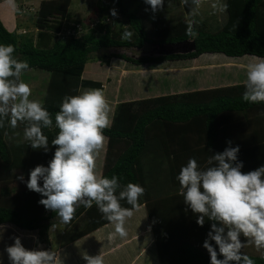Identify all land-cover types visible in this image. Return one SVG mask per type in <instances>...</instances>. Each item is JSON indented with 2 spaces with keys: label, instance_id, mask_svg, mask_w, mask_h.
<instances>
[{
  "label": "trees",
  "instance_id": "obj_1",
  "mask_svg": "<svg viewBox=\"0 0 264 264\" xmlns=\"http://www.w3.org/2000/svg\"><path fill=\"white\" fill-rule=\"evenodd\" d=\"M109 1L114 3L116 10L129 25L128 32L132 38L128 41L117 39L111 27L103 24L91 28L81 38L73 37L67 41L57 39L65 20L75 22L69 19L72 0H43L35 22L38 29L36 40L31 35L10 32L0 19V44L13 45L17 59L26 60L30 70L50 74L44 106L52 114L53 121L65 96L78 95L82 87H101L97 83L84 81L82 75L93 55L105 49L142 50L147 45L195 42V51L186 54L166 53L139 58L126 54L97 56L101 61L119 59L135 69H156L208 55H220L227 59L245 56L264 58V0H226L228 19L216 31L207 29L205 24L197 28L187 20L173 22L165 21L162 17L174 4L192 0H164L163 9L156 13L151 11L144 0ZM141 9L146 14L145 20ZM101 10L107 13L109 7L102 6ZM160 22H164V25L158 26ZM149 26L154 27L152 32ZM200 84L195 80L189 87L190 91L183 94L120 103L116 107L112 126L104 130L109 143L102 177L111 178L116 175L122 185L131 182L144 188L140 206L145 203L148 205L150 220L154 227H159L155 234V247L160 264H210L209 253L202 247L209 231V222L203 227L198 226L196 216L193 213L191 216L187 214L183 197L178 195L180 185L176 176L189 158L197 156V148L218 151L219 138L228 136L227 129L235 121L243 116L249 118L250 114L264 116L261 115L264 113V103L252 104L242 100L244 84L199 90ZM14 129V138L18 140L10 143L8 138ZM57 131L44 130L49 142ZM20 132L21 135L5 118L4 127H0V183L3 180L8 182L16 171L28 176L35 166H47L52 159L55 146L48 153L33 150L28 141H20L24 131ZM187 138H193L194 142L190 143ZM223 144L228 146L227 142ZM208 158L209 155H204L196 160L202 166L204 162L207 164ZM238 159L243 161L244 172L264 164V135L257 139V143L241 148ZM10 184L0 189L1 196L9 198L19 192L17 188H11ZM23 194L24 200L20 198L17 205L0 203V226L9 225L22 231L45 235L58 216L53 211L47 214L45 207L39 204L42 199L40 194L28 188ZM163 196L166 201L158 203L156 198ZM121 205L131 207L124 201H121ZM155 209H158L159 216L166 214V226H159L161 222L154 214ZM182 222L189 223L193 233L186 231ZM109 224L111 222L103 218L95 205L91 208L81 205L76 209L73 219L67 223L75 232L70 242ZM164 228H168L167 232ZM255 252L245 254L255 264H264V249Z\"/></svg>",
  "mask_w": 264,
  "mask_h": 264
},
{
  "label": "clouds",
  "instance_id": "obj_2",
  "mask_svg": "<svg viewBox=\"0 0 264 264\" xmlns=\"http://www.w3.org/2000/svg\"><path fill=\"white\" fill-rule=\"evenodd\" d=\"M144 3L153 13L164 6V0ZM110 14L115 17L118 13L112 8ZM108 19L97 21L91 28L108 24ZM88 32L85 28V34ZM130 37V32L123 35L124 39ZM15 51L11 44H0V127H4L5 118L12 128L18 122L26 123L24 138L33 150L48 153L55 146L47 166L37 165L30 170L26 187L40 194L39 204L55 212L65 224L73 219L79 206L95 205L104 219L114 223L115 232L121 238L127 237L126 220L139 208L145 190L138 183L122 185L118 176L102 177L96 172L97 154L107 139L104 130L110 126L103 91L93 89L65 96L54 122L42 100L30 99L31 88L21 79L30 66L26 60L17 59ZM246 69L242 100L264 103V58L248 63ZM45 129L58 130L51 142ZM227 145L222 152L212 153L205 167L189 158L176 176L178 194L199 226L209 222L202 247L209 253L210 264H255L243 249L249 244L264 249V164L242 171L239 145L232 146L231 141ZM18 179L24 182L23 175ZM121 201L131 207H122ZM12 239L13 243L4 249L9 264H56V252L28 249L20 237ZM84 258L87 264H103L100 255ZM0 264H4L2 258Z\"/></svg>",
  "mask_w": 264,
  "mask_h": 264
},
{
  "label": "crops",
  "instance_id": "obj_3",
  "mask_svg": "<svg viewBox=\"0 0 264 264\" xmlns=\"http://www.w3.org/2000/svg\"><path fill=\"white\" fill-rule=\"evenodd\" d=\"M16 1L17 0H0V19L10 32L19 33L20 27L19 24H17V14L18 11H21L25 1L20 0L19 5L15 7L14 4L16 5ZM105 5L109 7V10L113 7L109 5V3L103 4L102 6ZM107 13H109V11ZM70 15L71 14H69V18L72 19ZM154 46L157 45H153V47ZM158 47L161 48V46ZM257 60L258 58L252 56L227 59L220 55H208L207 57L202 56L193 61L167 65L156 69H135L126 64V62L116 58L106 59L105 61H101L97 58L93 60L92 63L89 64L88 62L86 64L82 79L101 85L98 89L103 91L109 106L108 118L110 121L109 127H111L116 107L120 103L187 93L191 89L189 88L191 83H194L195 80L196 82H201L200 88H198L199 90L245 84L246 65L248 63L257 62ZM168 77L175 82H165L163 86L162 80ZM178 78L184 81V83L175 85ZM156 83H158V86L154 87L153 85ZM123 88L126 89L125 93H123ZM90 90H93V88L82 87L79 90V94ZM25 124L26 123H24V125ZM18 128L22 129L21 126H18ZM227 130L228 136L219 138L218 151H208L205 147L197 149L194 147L197 151V156L195 157L193 155L192 158L196 159L204 155L205 157L206 155L210 157L212 153L222 152L226 147L223 142L227 141H231L232 146L239 145L240 149L257 143V139H260L261 136L264 135V116L259 117L258 114H250L249 118L243 116L239 121H235ZM187 139L190 143L194 142L193 138ZM108 143L109 140L106 139L104 147L98 152L96 158V172L100 176L103 174ZM199 151H201V153H198ZM205 166H207V164L204 162L202 167ZM179 196L182 197L181 195ZM4 199L9 198L4 197ZM156 201H158V203H163L166 201L165 196L156 198ZM2 203L17 205L18 202L17 200H4ZM183 205L187 214L191 216V210H186L187 206L184 202ZM141 209H146L147 216L143 213H136ZM49 211L51 210H47V214ZM154 214L157 220L161 222L159 226L161 224L166 226L165 220H167V218H164L166 214L162 213L161 216H159L158 209H155ZM181 225L186 231L193 233V229L189 226V223L186 224L182 222ZM125 227L128 232L125 238H121L119 234L115 232V225L111 223L75 242H70L72 236L67 240L66 237L64 238V235L62 238L61 236L58 238V236L55 235V237H53L55 239L53 244L51 239L53 227H50L45 235H41L39 232L22 231L9 225L0 226V230H2L0 233H4L3 235L0 234V236H2V238H0V258L3 259L4 264H9L7 253L4 249L7 245L13 243V241H11L13 237L18 236L28 249L37 248L41 241H44L43 243L45 245L50 246L51 250L57 253L56 264H87L84 257H94L96 255H100L103 258V264H160L159 258L158 260L156 259L157 254L151 253L155 247V234L158 232L159 227H154L152 224L148 205H146V203L139 206V208L134 211L133 216L126 220ZM167 229L168 228H164L165 232H167ZM57 241L59 242L58 244H56ZM74 246L75 248H73ZM124 254H128L129 256H125ZM148 257L150 260H148ZM144 259L145 261H142Z\"/></svg>",
  "mask_w": 264,
  "mask_h": 264
},
{
  "label": "rangeland",
  "instance_id": "obj_4",
  "mask_svg": "<svg viewBox=\"0 0 264 264\" xmlns=\"http://www.w3.org/2000/svg\"><path fill=\"white\" fill-rule=\"evenodd\" d=\"M24 1H25V4L22 5L23 7L21 11L20 12L18 11V14H17V24H19V27H20L19 33L24 34V35H31L33 36V39L36 40L37 38L36 34L38 32V29H36L35 27V22L37 20V15L40 10L41 2L43 0H24ZM19 2L20 0H17L16 5L14 4V6L15 7L18 6ZM107 3L113 6L111 7V9L112 8L116 9L114 3L110 2L109 0H72V4L69 9V14H71L70 16L72 17L73 20L80 22L82 26L86 28L87 32L88 30L91 29L92 25L97 24V21H103L104 19L109 18L108 24L105 23V25L111 27V30L113 31L117 39L128 41L129 39L132 38V35L128 39L123 38L124 33L128 32V28H129V25L127 21L125 20V18H123L119 14L118 11H117L118 13L117 16L115 17L110 14V10H109V13H106V12L102 13L101 7L103 4H107ZM141 14L144 16L143 19L145 20L146 14L144 12V9H141ZM162 17L165 19V21L171 20L173 22H178L180 20H187L193 26L197 28L201 24H205L207 29L216 31L218 29H221L225 25L228 19V14L226 10V0H192L189 2H185V3L174 4L172 6V9L168 13L162 14ZM163 25H164V22H160L158 26H163ZM153 28L154 27L152 26L148 27L150 32H152ZM186 48L187 46L185 47L174 46V47H164L161 49L160 47H157V46L153 47L152 45H147L142 50H138L134 48L105 49L101 51V53L99 54H94L92 59L89 61V64L92 63L93 60H96L98 58L97 56H106L112 53L113 54H126L127 56H130V57L139 58L144 55L158 56V55H162L163 53L165 54V53H170L173 51H176V52L182 51L183 49H186ZM21 79L23 80V82L28 84L29 87L31 88L32 96L30 97V99L42 100L44 103V98H45L47 87H48L49 80H50V74L48 72L31 70L25 73L21 77ZM165 82L172 83L175 81H172V79L168 77L162 80L163 86L165 85ZM158 83L161 84L160 82ZM158 83H156L153 86L157 87ZM180 83H184V81L178 78L175 85L180 84ZM125 88H123V93L126 92ZM144 89H147V88H144ZM17 125L22 127V129H20L18 128V126H16V132H18V134L21 135L20 130L24 131V128L26 126H24V123H19V122ZM14 132H15V129L13 130L12 135H10L8 138V141L10 143H12V141L18 140L16 137L14 138V135H13ZM20 141L21 142L27 141L25 140L24 135H22ZM21 175L24 176V182L18 179V177ZM27 179H28V176H25L21 171H18V172L13 173V175L11 176V179L8 180V182L7 180H3L0 183V189L5 186H8L11 183L10 187L17 188L19 192H15L13 193V195H10L9 199H4V197L1 196L0 194V203L3 202L4 200L19 201L20 198L21 200H24L25 194L23 193L27 188L26 187ZM136 213H143L145 214V216H147L146 209H141L140 211H137ZM152 213H153V210H152ZM54 222L55 223L52 226L53 231L51 232L52 233L51 239H52L53 244L55 241L53 237H55V235H57L58 238L59 236H61L62 238V236L64 235V238L66 237L67 240L69 239L70 236L74 235L73 233L75 232L72 230V228L69 227L67 224L63 223L60 220V218H56ZM81 222L83 223V221ZM0 234L3 235L4 233L1 232ZM241 239L244 240L245 238L241 237ZM11 241L13 240L11 239ZM43 242L44 241H41L39 245L40 247L38 246L37 248L41 250H51V247L45 245ZM58 243L59 242L57 241L56 244ZM73 248H75V246ZM256 250L257 248L255 245L249 244L247 247L243 249V252L247 254H256L257 253L255 252ZM151 253L157 254L156 247H154ZM124 255L129 256L128 254H124ZM156 259L158 260V254H157ZM148 260H150L149 257H148ZM142 261H145V259Z\"/></svg>",
  "mask_w": 264,
  "mask_h": 264
},
{
  "label": "built area",
  "instance_id": "obj_5",
  "mask_svg": "<svg viewBox=\"0 0 264 264\" xmlns=\"http://www.w3.org/2000/svg\"><path fill=\"white\" fill-rule=\"evenodd\" d=\"M98 24V22H97ZM97 24L93 25L95 27ZM85 34V28L80 22L65 20L62 24V30L57 35V39L67 41L70 38H81Z\"/></svg>",
  "mask_w": 264,
  "mask_h": 264
},
{
  "label": "water",
  "instance_id": "obj_6",
  "mask_svg": "<svg viewBox=\"0 0 264 264\" xmlns=\"http://www.w3.org/2000/svg\"><path fill=\"white\" fill-rule=\"evenodd\" d=\"M174 46H187L186 49H183L182 51H173V52H170V53H167V54H171V53H181V54H186V53H191L193 51H195L196 49V45H195V42L193 41H186L184 43H180V44H175V45H167L166 47H174ZM166 54V53H165Z\"/></svg>",
  "mask_w": 264,
  "mask_h": 264
}]
</instances>
